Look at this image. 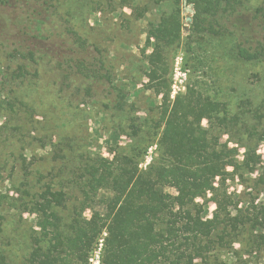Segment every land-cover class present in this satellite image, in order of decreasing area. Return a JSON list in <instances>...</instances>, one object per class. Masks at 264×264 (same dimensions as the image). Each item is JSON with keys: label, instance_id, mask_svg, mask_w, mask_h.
Segmentation results:
<instances>
[{"label": "rangeland", "instance_id": "rangeland-1", "mask_svg": "<svg viewBox=\"0 0 264 264\" xmlns=\"http://www.w3.org/2000/svg\"><path fill=\"white\" fill-rule=\"evenodd\" d=\"M240 1L249 16L264 4ZM174 4L176 0H54L48 20L30 27L20 18V5L0 3V258L8 264H33L37 252L45 256L57 242V229L68 237L73 221H89L94 212L106 214L111 192H92L88 185L87 168L94 160L130 155L137 146L145 152L142 170L159 159L163 94L157 93L158 84L164 92L170 84L173 101L194 87L223 103L233 120L219 135L236 148V168H228L225 181L217 180L219 192L197 201L203 217H214L215 198L226 200L232 216L239 210L247 215L254 199L262 202L254 183L264 164V62H244L225 40L206 35L203 41L192 34L193 6L182 0V41L165 53L162 68L167 73L162 72L161 81L149 84L147 57L153 49L147 47V32ZM66 26L87 40L89 54L73 51ZM16 49L36 50L39 61L19 57ZM96 51L112 82L67 71L66 60L88 59ZM20 66L30 75L13 80ZM177 67L187 76L175 79ZM132 121L140 129L137 136ZM202 124L209 127L207 120ZM255 161L261 165L252 167ZM49 188L63 191L65 202L41 215L34 205ZM44 220L50 221V232L40 227ZM220 235L225 241L195 264H264V229L246 225ZM54 254L60 264H84L66 246Z\"/></svg>", "mask_w": 264, "mask_h": 264}, {"label": "trees", "instance_id": "trees-1", "mask_svg": "<svg viewBox=\"0 0 264 264\" xmlns=\"http://www.w3.org/2000/svg\"><path fill=\"white\" fill-rule=\"evenodd\" d=\"M181 1L176 0L171 13L164 14L158 23L150 24L147 47L153 51L147 57L149 84L161 81L162 72L167 73V68H162L166 67L165 53L182 41ZM184 1L194 10L192 34L203 41L206 35L225 40L232 45L234 55L244 62H264V4L249 16L240 0ZM0 3L8 7L20 5L24 14L20 18L30 27L44 24L54 8V0H0ZM66 27L73 51L89 54L91 47L87 40L71 26ZM197 45L202 46V43ZM27 50L15 51L19 57L37 63L40 57L36 50ZM66 64L67 71L112 82L98 51L88 59L70 58ZM29 75V70L20 66L12 79L21 81ZM155 88L159 95L163 94L159 112L162 130L157 143L159 159L142 170L140 164L145 152L137 146L130 155L94 160L87 168L88 185L92 192L103 189L111 192L105 199L106 214L94 212L89 221H73L68 237L63 238L56 228L54 239L57 242L51 244L45 256L37 252L33 264H60V258L54 253L62 246L86 264L105 230L102 264H195L206 260L225 241L221 231L236 233L246 225L264 229V164L254 183L263 200L259 204H255V199L250 202L247 215L239 210V214L232 216L227 211L226 200L215 198L218 209L212 219H205L203 206L197 202L210 193L219 192L217 180L225 181L228 168H236V148L229 147L230 140L223 143L219 135L223 130L228 131L233 122L226 106L194 87L189 86L187 92L174 101L170 99V84L166 85V92L161 84ZM120 93L124 100L125 94ZM204 120L209 122V127L203 126ZM132 122L137 136L140 129ZM257 165H261V161H255L252 167ZM64 202L63 191L49 188L34 207L42 215L63 206ZM48 221L39 224L44 231L50 230ZM261 242L264 243V236ZM0 264L8 263L1 257Z\"/></svg>", "mask_w": 264, "mask_h": 264}, {"label": "built area", "instance_id": "built-area-1", "mask_svg": "<svg viewBox=\"0 0 264 264\" xmlns=\"http://www.w3.org/2000/svg\"><path fill=\"white\" fill-rule=\"evenodd\" d=\"M179 64V60H178ZM188 72L182 71L181 68H176L175 71V79H178L179 77H186ZM183 82V81H182ZM181 82V83H182ZM176 84L174 85V94L178 93V91H175ZM183 90H186V86L182 87ZM107 236V232L104 233V237H102L98 243L95 245V247L91 250L88 256V261L86 264H102L103 259V249H104V243H105V237Z\"/></svg>", "mask_w": 264, "mask_h": 264}]
</instances>
